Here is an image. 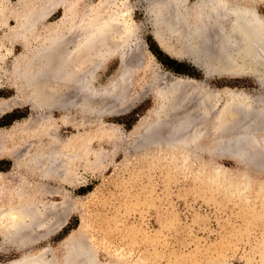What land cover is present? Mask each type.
<instances>
[{
  "label": "rangeland",
  "instance_id": "1",
  "mask_svg": "<svg viewBox=\"0 0 264 264\" xmlns=\"http://www.w3.org/2000/svg\"><path fill=\"white\" fill-rule=\"evenodd\" d=\"M8 1L19 9L20 2H24ZM109 1L113 0H66L40 21L38 31H44L46 26L61 25L65 12L74 23L87 9L101 10ZM161 1L115 0L111 2L112 7L109 5L121 29L117 28L119 34L125 23L131 28L128 59L130 65H137L128 82L126 97L117 105L114 103L119 98L115 101V94L104 97L102 102L112 108L121 107L122 112L101 118L82 112H51L63 139L75 134L92 138L90 147L94 153L84 159L76 174L68 175L64 183L38 181L27 171L14 169L9 158L0 159V188L6 191L16 184L22 196L41 199L45 204L55 203L57 210L39 207V213L43 210L41 215L46 217L43 223L46 228L52 226V222L61 224L46 234L34 229L28 236L25 234L24 239L9 237L6 240L0 235V264L40 250L44 252L43 257H55L59 264L63 256L69 259L68 264H113V255L117 253L128 254L130 262L127 263L132 264L141 261L145 264H264V167L261 166L264 159L253 155L239 162L219 155L221 149L213 142L210 154L188 156L168 150L161 143L153 142L154 145L149 146L139 139L142 129L152 121H146V112L154 108L156 87L163 88L178 77L204 79L217 88L236 85L258 93L252 77H204L193 58L180 57V52L187 50L186 41L179 31L170 30L160 19ZM228 1L252 5L264 19V0ZM197 2L184 0L188 11H183L181 16L189 17ZM13 25L15 21L11 22V27ZM9 29L2 27L0 35ZM156 38L165 45L163 49ZM135 39L139 43L138 51L131 45ZM3 41L8 44L6 39ZM17 47L16 56L21 52V46ZM15 55L13 51L6 52L0 80L11 70ZM168 56L180 64L169 62ZM118 64L115 57L101 70L99 84L115 75ZM260 91L264 92V88ZM14 94V89L2 83L0 98ZM223 99L220 96V102ZM20 105L0 115L4 145L19 133L34 135V131L40 129L38 124L43 116L48 114L44 109L33 110L30 105ZM68 114L81 125L73 128L58 121ZM13 125L16 129L11 131ZM47 188L58 192H47ZM21 240H26L27 244Z\"/></svg>",
  "mask_w": 264,
  "mask_h": 264
},
{
  "label": "bare ground",
  "instance_id": "2",
  "mask_svg": "<svg viewBox=\"0 0 264 264\" xmlns=\"http://www.w3.org/2000/svg\"><path fill=\"white\" fill-rule=\"evenodd\" d=\"M65 2L24 0L20 2L22 6L19 9L8 0H0V29L4 26L10 28L3 36L0 35V75L6 52L13 51L15 55L17 46H21V52L13 58L11 70L4 74V82L0 80V86L5 83L15 90L13 96L0 98V115L20 104L30 105L33 110L44 109L48 113L43 116L40 125L36 123L40 129H36L34 135L19 133L4 145L0 131V159L9 158L13 161L14 169L25 170L34 179L45 182L67 181V176L76 174L84 159L94 153L91 151V137L75 134L63 139L51 112H82L97 118L122 112L123 108H112L102 102L104 97L107 99L115 94L120 96L113 98H119L114 103L117 105L126 97L128 82L137 66L130 65L128 59L131 28L125 23L119 34L116 16L110 11L111 2L115 0L109 1L101 10L92 7L81 15L79 13L74 23L65 12L61 25L46 26L44 31L39 32L40 21ZM159 9L160 19L170 30L179 31L186 41L187 50L180 52L179 56L193 58L206 77L214 74L264 78V19L254 6L228 0H198L189 17L181 16L183 11H188L185 10L188 8L184 0H162ZM10 21H15L13 27ZM156 40L163 49L165 45L162 41ZM131 45L138 51L136 39ZM115 57L119 61L115 75L104 84H99L101 70ZM176 80L163 88L156 87L154 108L146 112L145 118L146 121H152L142 129L139 136L142 142L149 146L161 143L168 150L188 156L195 153L210 154V144L213 142L221 149V152L218 150L219 155H227L239 162L253 155L264 159V94L256 95L235 89H225L223 93L202 89L203 93L191 78ZM220 96L224 97L222 102ZM58 121L73 128L81 125L79 120L69 114L63 115ZM10 129L14 131L16 125ZM261 166L264 167V160ZM22 180L27 182L26 179ZM10 186L6 191L0 188L2 237L6 240L9 237L24 239L23 236L34 229L46 234V231L48 233L60 227L61 224L52 222V226L46 228L43 224L46 217L41 215L43 210L39 213V207L55 210L58 208L55 203L45 204L41 199L22 196L16 184ZM46 190L58 192L57 189ZM43 253L40 250L7 264H59L55 257H43ZM113 259V264H132L127 263L130 258L125 253H117ZM60 262L68 264L69 259L63 256Z\"/></svg>",
  "mask_w": 264,
  "mask_h": 264
},
{
  "label": "water",
  "instance_id": "3",
  "mask_svg": "<svg viewBox=\"0 0 264 264\" xmlns=\"http://www.w3.org/2000/svg\"><path fill=\"white\" fill-rule=\"evenodd\" d=\"M194 65V64H193ZM195 66V65H194ZM202 72V71H201ZM202 74H203V72H202ZM204 75V74H203ZM214 75V74H213ZM219 76H222V75H219ZM186 78H191V79H193L195 82L194 83H196L195 85H197L199 88H202V89H205V90H211V91H219V92H222L223 93V91H225V89H231V90H244L245 92H248V93H252V92H250L248 89H246V88H238L236 85H234V86H232V87H228V86H222L221 88H217V87H212L211 85H210V83L208 82V81H206V80H204V79H196V78H194V77H190V76H185ZM204 77H206V75H204ZM235 77H239V76H235ZM249 77H252L253 79H254V83H256L257 84V90H258V93H254V94H260V95H263L264 94V92H261L260 90L261 89H263L264 88V78H258V77H256L255 75H251V76H249ZM178 78H182V76L181 77H178ZM178 78H177V80H178ZM176 80V81H177ZM175 81V80H174ZM238 81V80H237ZM230 82H233V81H230ZM194 85V86H195Z\"/></svg>",
  "mask_w": 264,
  "mask_h": 264
},
{
  "label": "trees",
  "instance_id": "4",
  "mask_svg": "<svg viewBox=\"0 0 264 264\" xmlns=\"http://www.w3.org/2000/svg\"><path fill=\"white\" fill-rule=\"evenodd\" d=\"M167 59H168V61H169V62H171V63H176V64H178V65L180 64L179 62H177V60H176V59H174V58H171V57H169V56H168V58H167Z\"/></svg>",
  "mask_w": 264,
  "mask_h": 264
}]
</instances>
